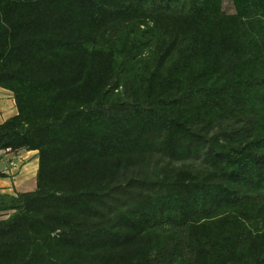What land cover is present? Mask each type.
Here are the masks:
<instances>
[{
	"label": "trees",
	"instance_id": "16d2710c",
	"mask_svg": "<svg viewBox=\"0 0 264 264\" xmlns=\"http://www.w3.org/2000/svg\"><path fill=\"white\" fill-rule=\"evenodd\" d=\"M0 0V264H264V0ZM0 169V177L11 173Z\"/></svg>",
	"mask_w": 264,
	"mask_h": 264
},
{
	"label": "crops",
	"instance_id": "0c3cea01",
	"mask_svg": "<svg viewBox=\"0 0 264 264\" xmlns=\"http://www.w3.org/2000/svg\"><path fill=\"white\" fill-rule=\"evenodd\" d=\"M17 113V107L15 104V99L12 95V93L4 88L0 87V123H2L6 118L14 115ZM21 152H23L24 154L27 155H34L37 153L36 150H31V151H26V150H21ZM0 153H2L0 151ZM14 158V160L16 161L17 158L14 157V155L12 153H5V154H1V159H0V169H5L6 167H9V160L11 158ZM35 160H36V167H35V171H34V175H35V182H34V186L30 189H20V190H16V191H26V190H32L35 188L36 186V173H37V168H38V157L35 156ZM14 169V168H13ZM12 169V170H13ZM10 176L8 177H0V189L2 191H7V192H16L15 190H12V188H8L11 184L10 181Z\"/></svg>",
	"mask_w": 264,
	"mask_h": 264
},
{
	"label": "rangeland",
	"instance_id": "374dc122",
	"mask_svg": "<svg viewBox=\"0 0 264 264\" xmlns=\"http://www.w3.org/2000/svg\"><path fill=\"white\" fill-rule=\"evenodd\" d=\"M225 6L228 10H231V0H226ZM1 154L2 153H0V159ZM35 156H37V154L27 155L21 151L17 153L18 166L12 171L13 175L10 177L11 184L8 188H12V190L16 191L20 189H30L34 186V171L36 167Z\"/></svg>",
	"mask_w": 264,
	"mask_h": 264
},
{
	"label": "built area",
	"instance_id": "2783aa9c",
	"mask_svg": "<svg viewBox=\"0 0 264 264\" xmlns=\"http://www.w3.org/2000/svg\"><path fill=\"white\" fill-rule=\"evenodd\" d=\"M3 154H5V153H10V152H6V151H1ZM13 154V153H12ZM15 155H14V157L15 158H17V153H14ZM9 167H8V169L6 170L7 172H9V173H11L12 175H13V173H12V169L13 168H17V166H18V160H14V158L12 157L10 160H9Z\"/></svg>",
	"mask_w": 264,
	"mask_h": 264
}]
</instances>
